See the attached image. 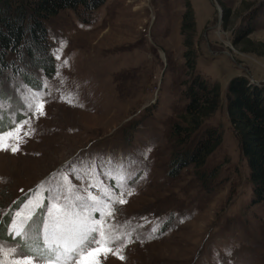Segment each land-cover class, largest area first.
<instances>
[{
    "label": "rangeland",
    "instance_id": "obj_1",
    "mask_svg": "<svg viewBox=\"0 0 264 264\" xmlns=\"http://www.w3.org/2000/svg\"><path fill=\"white\" fill-rule=\"evenodd\" d=\"M214 2L220 14L210 0H105L91 11L67 8L44 19L53 73H38L33 84L12 71L0 76V132L28 119L26 97L47 85L45 115L32 120L33 134L18 152L0 151L2 264H16L17 253L44 252L38 246L47 209L35 205L49 203V181L66 173L82 195L96 184L91 192L98 197L101 185L119 194L115 185L123 180L127 202L114 205L110 222L123 226L111 247L124 259L101 255L98 264H264V201H251L247 161L225 100L233 76L264 80V0ZM188 4L195 68L220 86L219 109L205 124L218 127L221 142L203 166L172 176L171 128L184 108L188 76L181 34ZM73 166L79 178L69 173ZM197 170L205 173L202 182ZM29 213L27 235L15 236Z\"/></svg>",
    "mask_w": 264,
    "mask_h": 264
},
{
    "label": "trees",
    "instance_id": "obj_2",
    "mask_svg": "<svg viewBox=\"0 0 264 264\" xmlns=\"http://www.w3.org/2000/svg\"><path fill=\"white\" fill-rule=\"evenodd\" d=\"M105 0H0V76L8 71L33 84L38 73L50 75L54 60L50 54L44 19L62 9L82 7L91 11ZM251 27L249 30H253ZM194 12L190 5L183 14L184 58L188 76L182 92L184 108L172 124L175 150L171 154L169 174L181 167L200 168L221 142L217 126L205 120L219 109L220 86L196 68ZM250 32V31H248ZM246 74L233 76L225 91L226 112L239 150L246 159L252 182V203L264 201V80ZM202 182L204 172L197 170ZM2 239L6 238L7 216L0 221Z\"/></svg>",
    "mask_w": 264,
    "mask_h": 264
},
{
    "label": "snow or ice",
    "instance_id": "obj_3",
    "mask_svg": "<svg viewBox=\"0 0 264 264\" xmlns=\"http://www.w3.org/2000/svg\"><path fill=\"white\" fill-rule=\"evenodd\" d=\"M59 59V55L55 57ZM42 85L41 90H37L26 97L25 108L23 112L27 115L31 112L28 119L20 120L15 123V127L8 132H0V151H11L16 153L20 150V143L24 142V137L31 136L34 129L31 128L33 119H39L45 115L44 107L46 100L43 98L45 93ZM64 99V97H61ZM72 103L71 99L68 100ZM28 129H25V125ZM23 132V135L20 133ZM12 138V139H9ZM69 173L73 177L79 178L75 166L69 168ZM43 187V186H41ZM115 187L121 188L117 194L113 188L105 190L101 185L98 189L101 196L92 194L91 189L97 188V185L90 183L86 195H82L73 184L72 179L66 173L59 178L54 177L49 181L46 192L48 204L37 201L36 207H44L47 209L45 215L48 217L43 222V244L39 245L44 249L43 253L38 252L35 255L27 253H17L19 259L16 264H81V261L87 260L88 257H94L90 264H98L99 257L103 255L105 258L108 254L116 255L123 260L120 255V248L115 250L111 245L123 238V233L117 231L122 225H116L110 221H115V204H124L127 201L123 199V180L118 182ZM39 192V188L37 189ZM131 195V192L127 193ZM63 199L64 204L59 201ZM53 209L57 211L63 210V215H56ZM99 213V217H96ZM16 216H21L20 212ZM32 213L24 217L19 222V228L15 231V236L24 237L27 235L24 225L31 219ZM155 231V229H153ZM130 236V233H128ZM128 241H125V246ZM29 247L26 241L22 245ZM2 264V261H0Z\"/></svg>",
    "mask_w": 264,
    "mask_h": 264
},
{
    "label": "water",
    "instance_id": "obj_4",
    "mask_svg": "<svg viewBox=\"0 0 264 264\" xmlns=\"http://www.w3.org/2000/svg\"><path fill=\"white\" fill-rule=\"evenodd\" d=\"M212 3H213V5L215 6V8L217 9V11L219 12V14H220V12H221V8L219 7V5H217L215 2H214V0H210ZM254 83H258V81L257 80H255V79H253L252 80Z\"/></svg>",
    "mask_w": 264,
    "mask_h": 264
}]
</instances>
